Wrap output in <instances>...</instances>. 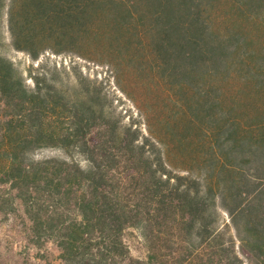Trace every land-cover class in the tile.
Wrapping results in <instances>:
<instances>
[{"label":"trees","instance_id":"obj_1","mask_svg":"<svg viewBox=\"0 0 264 264\" xmlns=\"http://www.w3.org/2000/svg\"><path fill=\"white\" fill-rule=\"evenodd\" d=\"M7 38L107 62L179 123L124 122L79 79L30 84ZM16 200L63 264H264V0H0V212Z\"/></svg>","mask_w":264,"mask_h":264},{"label":"rangeland","instance_id":"obj_2","mask_svg":"<svg viewBox=\"0 0 264 264\" xmlns=\"http://www.w3.org/2000/svg\"><path fill=\"white\" fill-rule=\"evenodd\" d=\"M4 53L25 71L27 77L30 71L35 74H42L45 71L49 80L60 89L63 88L67 96L78 82L77 79L87 88L97 87L102 93V102L114 112L116 118L124 122H135L143 130L148 128L146 115L167 114L172 123L175 121L179 123L177 115L170 113L171 109L165 106L167 93L161 95L157 92L158 96L154 99L155 94H147L143 89L132 86L124 75H120L107 62H98L69 53H47L35 61L27 54L13 50L9 38L6 40ZM28 82L33 84L30 77ZM159 119L160 117L151 123L157 126ZM61 125L60 123L59 128ZM63 126L67 127V124L64 123ZM173 153L178 164L183 156L197 155L193 149L186 154L182 150ZM53 154L51 150L40 151L38 156ZM225 217L229 218L227 215ZM31 228L32 222L20 200H16L15 211L0 212V264H63L58 245L54 241H47L41 245L36 243L32 239ZM126 239L135 257L146 258L147 247L137 231H128Z\"/></svg>","mask_w":264,"mask_h":264}]
</instances>
